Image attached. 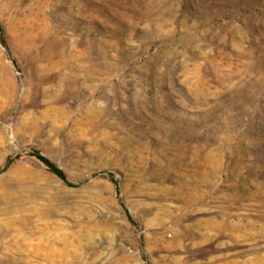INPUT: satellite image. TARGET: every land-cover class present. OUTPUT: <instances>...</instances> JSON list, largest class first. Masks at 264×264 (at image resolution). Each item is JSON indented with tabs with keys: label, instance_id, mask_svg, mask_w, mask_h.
<instances>
[{
	"label": "rangeland",
	"instance_id": "374dc122",
	"mask_svg": "<svg viewBox=\"0 0 264 264\" xmlns=\"http://www.w3.org/2000/svg\"><path fill=\"white\" fill-rule=\"evenodd\" d=\"M0 29V264H257L264 0H0Z\"/></svg>",
	"mask_w": 264,
	"mask_h": 264
},
{
	"label": "trees",
	"instance_id": "16d2710c",
	"mask_svg": "<svg viewBox=\"0 0 264 264\" xmlns=\"http://www.w3.org/2000/svg\"><path fill=\"white\" fill-rule=\"evenodd\" d=\"M0 38L4 42L3 37H2V30L1 29H0ZM33 155L36 158H38L42 163H44L52 172L57 174L63 180L67 181V183L69 185H73L71 182L68 181L65 172L61 168H59L55 163H53L49 158L44 156L40 151L35 150L33 152ZM101 173H104V172H101ZM106 173L109 176V178H111L114 182H116L115 175L112 172H106Z\"/></svg>",
	"mask_w": 264,
	"mask_h": 264
},
{
	"label": "bare ground",
	"instance_id": "6f19581e",
	"mask_svg": "<svg viewBox=\"0 0 264 264\" xmlns=\"http://www.w3.org/2000/svg\"><path fill=\"white\" fill-rule=\"evenodd\" d=\"M253 260H254L257 264H264V255L256 256Z\"/></svg>",
	"mask_w": 264,
	"mask_h": 264
}]
</instances>
